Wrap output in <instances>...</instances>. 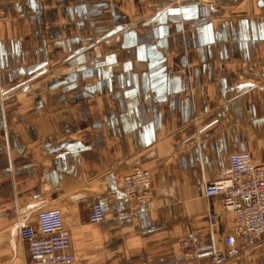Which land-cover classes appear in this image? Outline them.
<instances>
[{
  "label": "crops",
  "instance_id": "1",
  "mask_svg": "<svg viewBox=\"0 0 264 264\" xmlns=\"http://www.w3.org/2000/svg\"><path fill=\"white\" fill-rule=\"evenodd\" d=\"M234 152L264 165V0H0V264L31 262L20 227L52 207L76 264H209Z\"/></svg>",
  "mask_w": 264,
  "mask_h": 264
},
{
  "label": "built area",
  "instance_id": "2",
  "mask_svg": "<svg viewBox=\"0 0 264 264\" xmlns=\"http://www.w3.org/2000/svg\"><path fill=\"white\" fill-rule=\"evenodd\" d=\"M228 165L227 171L206 183L204 190L207 196H219L224 210L234 219L232 232L225 237V247L214 249L209 264H226L245 250L264 245V165L255 163L249 152L231 153ZM153 182L151 170L138 165L124 175L123 191L128 198L145 204L151 198ZM105 217L104 205L94 202L89 220L100 223ZM36 220L35 225L25 223L20 227V236L30 253L29 264H76L62 210L41 208ZM237 239L242 240V245H238Z\"/></svg>",
  "mask_w": 264,
  "mask_h": 264
},
{
  "label": "rangeland",
  "instance_id": "3",
  "mask_svg": "<svg viewBox=\"0 0 264 264\" xmlns=\"http://www.w3.org/2000/svg\"><path fill=\"white\" fill-rule=\"evenodd\" d=\"M154 183V182H153Z\"/></svg>",
  "mask_w": 264,
  "mask_h": 264
}]
</instances>
